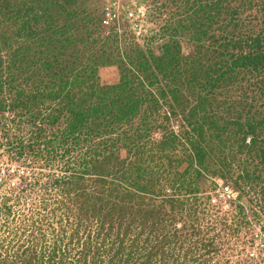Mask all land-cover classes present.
<instances>
[{"label": "rangeland", "instance_id": "rangeland-1", "mask_svg": "<svg viewBox=\"0 0 264 264\" xmlns=\"http://www.w3.org/2000/svg\"><path fill=\"white\" fill-rule=\"evenodd\" d=\"M54 1L52 16L73 21L65 30L90 40L59 35L47 41L44 18L29 22L34 37L25 32L17 39L12 23L0 25V264H264V158L260 164L241 150L233 123L238 116L245 121L243 105L264 109V87L220 84L208 106L215 120L201 117L200 107L192 118L203 129H194L185 118L204 91L190 78H200L213 48H201L185 30L173 39L180 43L184 73L178 83L187 100L162 94L158 84L171 80L147 83L144 110L124 116L110 141L100 134L66 139L70 112L57 110L56 95L38 91L55 71L35 75V68L43 69L51 52L63 47L67 62L84 58L92 66L95 51L110 60L97 66L96 85L116 84L127 68L136 69L131 60L167 53V31L187 14L188 0ZM20 66L22 76L15 73ZM84 69L73 75L84 79ZM70 88L79 98L76 107L92 103L82 84ZM257 131L264 137V124ZM225 185L236 198L213 202Z\"/></svg>", "mask_w": 264, "mask_h": 264}, {"label": "trees", "instance_id": "trees-1", "mask_svg": "<svg viewBox=\"0 0 264 264\" xmlns=\"http://www.w3.org/2000/svg\"><path fill=\"white\" fill-rule=\"evenodd\" d=\"M8 1L0 0V25L6 22L12 23L14 28L11 26V31L17 39L25 35V32L28 33L29 37H34L36 34L31 33L32 28L29 26V22L31 24L40 18H44L51 33L47 41H57L59 35L63 36L65 40H71V38L72 40L80 41L90 40V38L84 39L83 37L76 39L73 34L66 31L65 28L70 29L73 21L67 22V19H63V16L61 17V14L59 15L65 23L59 25L61 18L59 21L58 17L54 18L52 16L56 3L54 0H18L20 1L19 7L15 5L16 0ZM52 1V8H50ZM8 4L15 8L18 7L16 15L10 14L9 8L11 6ZM186 5L188 7L186 8L187 14L179 19H174L177 25L171 27L170 32L167 31L168 36L171 37L170 43L166 46L167 53L164 54L163 52L162 56L152 55L150 56L152 60L149 56H143L142 60H131L129 56L128 59L134 63L136 69L127 68L129 73H123L120 82L116 84L104 85V87L96 85L97 66L100 64H102L101 66L106 65L110 60L101 59L100 56L96 55L95 51L93 64L88 66L90 60L84 58L67 62L63 57L66 47L61 46L63 51L60 52L54 49L51 52L52 56L49 55L48 60L45 61L46 63L44 62L43 69L35 68V75L41 70L46 72L55 71L47 77L48 82L43 86L44 90L38 91L41 93L46 91V93L56 95L55 99H59L58 103L61 104L57 107V110L61 113L70 112L72 123L69 131L65 132L66 139L73 138L76 140V137L80 139L84 136L108 139L115 133V127L121 126V120L124 119V116L132 119L141 110H144L141 108L148 97H144L143 93L151 91L147 83L154 84L155 82L171 80L175 83L163 84L162 86L158 84L162 94L166 95L169 92L175 98L177 94H181L187 100L188 95L185 94L182 85L178 83L184 73V71H181L183 59L178 55L180 43L173 39L185 30L190 31L192 39L201 48L206 51H210L213 48L210 51L213 55V60L205 63V66H201L200 78L194 75L190 78L193 82L192 84H200V89L204 91L203 94L201 93L199 96L196 95L194 97L196 102L187 111L189 116L185 118L190 125L191 123L193 124L194 129H203L193 119L199 112L198 108L200 107L203 110L201 117L205 118L207 122L215 120V111L213 109L209 110L208 106H212L214 100H217L215 88L220 84H232V86L237 84V86L243 89L246 88V90L251 88L248 85H244V83L264 87V0H188ZM67 14L73 17L70 13ZM208 40L213 41L207 45ZM83 45L87 47V41ZM94 46L95 41L91 42L89 47L94 48ZM78 54L84 55L80 50ZM188 60L189 64L194 62L192 57H189ZM34 66L36 67V64L32 63V67ZM80 66H85L83 71L84 79L73 75V71L77 72ZM18 70L19 73H15L22 76L24 69L20 66ZM62 72L73 81L71 82V79L66 78ZM11 80L16 82L13 78ZM136 81V84L133 83ZM75 82L87 88L91 104L87 105V102H82V106L76 107L74 105L79 98L73 95L70 87ZM139 90H142V94L139 93ZM18 93L21 94V92ZM192 93L193 95L195 94L194 92ZM93 98H99L101 101L94 103L91 100ZM148 101L156 102L150 98ZM11 106L15 107L14 104ZM243 106L244 108H239L248 111L245 121H240V116H238L239 119L236 118L233 122L239 126L240 138H242L239 147L245 153L254 155L251 156L254 159L260 158L261 162L259 163L262 164V159L264 158V141L262 139L264 140V137H261L257 128L264 124V109L253 110L254 107L257 108V103L254 102ZM232 108L237 109L238 106L235 104L232 105ZM143 126L146 130L147 125L143 124ZM138 130L139 133L142 131L141 128H138ZM115 137V141L118 140V136ZM259 140H261V143H259ZM107 141H110V138L105 140V142ZM259 163L257 162V164ZM141 167L142 165L140 164L139 168Z\"/></svg>", "mask_w": 264, "mask_h": 264}, {"label": "built area", "instance_id": "built-area-1", "mask_svg": "<svg viewBox=\"0 0 264 264\" xmlns=\"http://www.w3.org/2000/svg\"><path fill=\"white\" fill-rule=\"evenodd\" d=\"M107 17L110 19L111 15L108 13V14H107ZM107 21H108V20L104 21V23L107 24ZM227 197H229V198H236V192H235L234 189H233L231 186H229V185H225V186H223V188H222L220 194L217 195V196H215V197L213 198V202L218 203L221 199H226Z\"/></svg>", "mask_w": 264, "mask_h": 264}]
</instances>
